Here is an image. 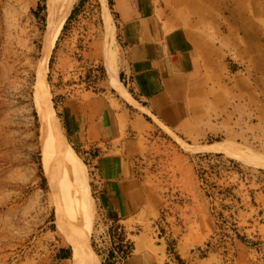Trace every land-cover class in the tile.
<instances>
[{
	"label": "rangeland",
	"instance_id": "obj_1",
	"mask_svg": "<svg viewBox=\"0 0 264 264\" xmlns=\"http://www.w3.org/2000/svg\"><path fill=\"white\" fill-rule=\"evenodd\" d=\"M110 1L75 0L48 59L54 122L86 171L89 200L74 203L44 164L43 145L54 144L34 105L47 0H0V264H128L139 251L150 264H264V0H174L192 39L196 133L146 117L134 158L143 206L119 222L101 209L94 158L107 149L82 147L71 132L88 92L113 94L128 119L141 113L120 71Z\"/></svg>",
	"mask_w": 264,
	"mask_h": 264
},
{
	"label": "crops",
	"instance_id": "obj_2",
	"mask_svg": "<svg viewBox=\"0 0 264 264\" xmlns=\"http://www.w3.org/2000/svg\"><path fill=\"white\" fill-rule=\"evenodd\" d=\"M111 1L115 35L121 38L125 52L120 71L132 102L128 101L141 113L128 119L113 94L88 92L74 103L71 132L82 147L107 149L94 158L101 184V209L119 222L135 217L143 206L141 177L134 158L142 149V128L150 127L146 117H156L165 127L184 135L196 133L192 109L195 67L191 33L184 23L187 18L176 12L174 0ZM109 52L116 63L115 53L109 50L107 64ZM217 143L201 147L214 149ZM127 259L128 264L154 260L143 251L133 252Z\"/></svg>",
	"mask_w": 264,
	"mask_h": 264
},
{
	"label": "bare ground",
	"instance_id": "obj_3",
	"mask_svg": "<svg viewBox=\"0 0 264 264\" xmlns=\"http://www.w3.org/2000/svg\"><path fill=\"white\" fill-rule=\"evenodd\" d=\"M75 0H47V29L44 35V48L39 64L37 66L38 82L34 88V105L40 115L43 133H52L54 150L50 146L43 145V160L45 166H51L53 171L64 178V196L73 198L74 203L87 202L88 184L86 182V171L82 163L76 157L74 150L69 146L67 141L61 137L57 125L54 122L51 108L49 107L48 90L46 85V71L48 69V59L54 45V42L63 27L71 7ZM50 163V164H49ZM61 166V169L56 165ZM69 187V189H68ZM72 187V191L70 188ZM79 207V205H76ZM64 205L61 213V223L63 230L71 236L74 242L75 250L78 251L83 242L73 233L72 222L69 221V213Z\"/></svg>",
	"mask_w": 264,
	"mask_h": 264
},
{
	"label": "trees",
	"instance_id": "obj_4",
	"mask_svg": "<svg viewBox=\"0 0 264 264\" xmlns=\"http://www.w3.org/2000/svg\"><path fill=\"white\" fill-rule=\"evenodd\" d=\"M110 3L112 4V1H110ZM44 7H45V6L42 5V4L39 5V9H40V10H43ZM73 12H74V11H73ZM73 12H72V14H73ZM72 14H71L70 17L68 18V20L71 18ZM121 240H123V239H121Z\"/></svg>",
	"mask_w": 264,
	"mask_h": 264
}]
</instances>
